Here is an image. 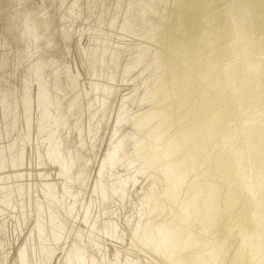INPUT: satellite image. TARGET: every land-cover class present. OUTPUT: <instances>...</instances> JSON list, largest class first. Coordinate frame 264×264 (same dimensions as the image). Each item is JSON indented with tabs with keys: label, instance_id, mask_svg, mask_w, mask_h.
Segmentation results:
<instances>
[{
	"label": "bare ground",
	"instance_id": "6f19581e",
	"mask_svg": "<svg viewBox=\"0 0 264 264\" xmlns=\"http://www.w3.org/2000/svg\"><path fill=\"white\" fill-rule=\"evenodd\" d=\"M19 1L17 7L12 5L13 8L12 6L9 8L10 18L7 16L6 26L3 27L0 36L3 38L2 36L5 35L6 40L14 37L19 39L22 46L18 48L20 52L15 53L14 65L17 69L22 68L23 73H27L29 78L27 83L31 89L35 84L33 72L39 75L36 70L40 69L41 78L37 77V84L40 85L41 80L46 89L39 93L34 91L28 93L29 99L25 101L24 109L30 114H27L25 119L19 117L14 109H9L10 112L2 119L0 111V264H22L25 249L22 245L29 241L32 231L37 226L36 217H22L18 211V200H14L13 196L17 194L21 196L23 192L25 193L23 186H20L24 184H20L21 181L26 180L33 184L40 182L39 166L33 153V137L35 132L38 134L44 129H50L57 148L70 162L68 179L77 185L81 194H85L87 202L90 200L89 204L93 201L92 197L98 187L100 204L98 205L94 200L92 205L93 208L99 206L96 215L101 216L99 220L96 219L97 235L102 234L106 239L100 236V245L96 246L89 264H246L247 261L248 264H264V233L257 226L256 209L252 208L253 199L248 192L250 188L248 189L245 185L247 182L243 181L242 163H240L243 160H240L242 155L234 144L241 142L245 144L243 152L244 149L255 152V143L253 144L250 140L251 131L264 126V32L259 38L252 37V31L249 35L244 34L245 36L238 37L239 45L235 47L236 50L234 46L226 51L224 48L222 54L218 52L220 56H215L216 62L211 60L212 66L207 64V67H203L206 70L201 68L191 74L193 69L190 67L193 65L188 62L189 55L187 60H183L187 63L184 64L182 61L180 67L178 63L176 64L180 61L177 60L180 57L175 58V61L169 58V56H175L172 53L182 52L184 49L187 50H184L185 52H190L191 45L197 46L193 40L187 39L188 43L185 41L189 33L182 27L181 31L178 24L179 20L184 19L179 13L185 14L184 11L178 10L180 7L176 8L180 6V4L177 6L180 0H115L114 2H110L111 0H62L59 6L55 5V0H42L44 6L39 0ZM229 2L228 4L231 5V0ZM184 3L183 5L186 6ZM232 4L235 6L233 2ZM202 5L198 6L200 10ZM213 5V9L222 7ZM194 6L195 4L192 7ZM175 8L179 11L178 13L175 12ZM189 8L190 6L185 11L188 12ZM204 8L203 12L199 9L197 12L202 14L205 12L207 18V10L204 11ZM70 9L78 11L74 19H70ZM213 9V13L217 11ZM20 11L23 12L21 22L28 30L27 38H22L19 17L13 15ZM242 11L243 7L240 12ZM191 13L188 14L190 21L193 17ZM223 14L224 18L228 15ZM57 15L58 20L55 21ZM188 15H185L186 18ZM239 18L241 20L242 16ZM192 20L195 21L194 18ZM206 20L210 21L209 18ZM221 21L223 25L224 20ZM183 22L182 20L180 23L184 24ZM216 22L218 25V21ZM258 22L261 25L263 20ZM65 23H68V28L77 37L79 36L75 39L84 54H89L88 57L93 54L94 61L97 59L98 62L91 66L95 74L89 75V68L83 75L77 66V74L72 76L75 70L73 67L76 65L73 62L74 56L69 51L68 40L56 38V44L64 47V51L60 52L54 39L51 38L53 51L57 52L59 58L66 57L68 66L64 74L70 73L77 80L69 90L64 91L61 85L60 92H57V99L60 102L63 100L66 104L72 105L59 117L62 108H57L52 103L55 101V96L48 89L50 72L49 66L45 67L43 64L40 38L42 32L49 33L53 28L54 32L60 34V29ZM187 23L189 26L190 22L187 21ZM79 24L85 26L77 28ZM193 24L194 22L191 26ZM195 25H193L196 28L195 32L198 29L201 32L202 26L198 28ZM246 26L248 27V23ZM183 29L188 34H185L184 41L183 37L181 41L176 40L180 37L178 36L174 41L175 45H170L173 42L165 43L164 46L167 48H163V42L172 41L179 31L184 33ZM191 30L193 31L192 28ZM196 35L198 34L195 33L194 37ZM4 38L0 40V73L3 74L2 77L7 78V75L12 74L11 69H6V66L10 64L8 57L11 56L12 48L6 41L3 42ZM202 39L212 41V37L201 38L198 41ZM218 42L221 41L218 40ZM168 48L176 50L175 52L173 49V52L168 50L172 56L169 54L165 56ZM185 52L180 54L181 58ZM189 61L191 62V59ZM172 63L174 66L171 65ZM175 65L179 67V74L185 71L182 70L186 66L187 69L190 66L192 72L186 74L187 76L180 75L182 80L177 77L178 79L168 81L167 78L171 72L176 71ZM16 68L13 72L17 70ZM58 68L62 72L61 66L57 67V70ZM70 78L67 76L68 80ZM81 89L87 93L82 95ZM0 91L4 93L3 83H0ZM46 94L52 98L51 105L45 98ZM36 95L41 101H45L41 110L46 119L41 123L37 122L36 118L40 116L35 115ZM116 95L122 97V100L119 98L113 100L112 98ZM247 95L262 103L256 104L254 110L248 113L240 106L242 98ZM5 98L7 103L11 102L6 95ZM123 101V105L126 106L124 117L121 116ZM74 113L77 115L75 116ZM13 116L16 119L11 127L12 123L9 125L7 121ZM113 123V140L106 148L105 131L108 132ZM151 123H154L155 127L149 128L145 137V126L150 127ZM121 126L130 127L129 132L125 133L124 129H119ZM67 138L74 147L78 146L80 151L77 147L74 149L69 147ZM119 139L120 141L116 143ZM155 145H157L156 149ZM73 150L77 152L72 153ZM89 154L93 155L91 159ZM26 159L29 160V166ZM77 159L78 166L74 165ZM99 160V164H96L95 162ZM56 164L49 162L44 164V167L54 173L57 171ZM81 166L89 167L86 173L89 171L90 176L81 174L83 173ZM150 169L166 176L165 186L167 191L170 189L172 192L166 193L161 200L169 205L167 209L161 203L157 205L155 199L148 198L149 191L147 192V188L143 187V176L146 177L145 173ZM95 174L97 176L93 181ZM88 178L90 179L85 185ZM132 183L135 189L132 187L134 192L130 194L127 184L132 185ZM185 185L188 186L185 188ZM162 191L164 194V190ZM178 211L180 215H177ZM178 216H186V219H183L184 226L176 223L175 219ZM61 228L64 230V236L54 235L55 243L59 244L64 239L66 242L70 240V248L60 246V250L62 253L68 250L75 251L87 232L86 227L76 221L75 224H65ZM249 234L253 239H249ZM21 235H26V238H21ZM246 236L254 243L249 259L246 258L247 252L243 244L245 240L242 238ZM16 253H19V256H16ZM229 253L234 254V257L226 258ZM43 254L45 261L43 260L42 264L55 263L51 261L54 255L53 250L43 249ZM31 260L28 264L32 263Z\"/></svg>",
	"mask_w": 264,
	"mask_h": 264
},
{
	"label": "rangeland",
	"instance_id": "374dc122",
	"mask_svg": "<svg viewBox=\"0 0 264 264\" xmlns=\"http://www.w3.org/2000/svg\"><path fill=\"white\" fill-rule=\"evenodd\" d=\"M183 1V2H182ZM194 1H197L198 3H199V0H194ZM194 1H192L191 2V0H188V1H184V0H180V2H182V3H178L177 4V6L180 4V6H178V7H176V8H179L180 7V9H178L180 12L181 11H184L185 12V14L184 15H181V13H179L180 14V17L181 18H184V19H181V20H179L178 22V24H179V26H180V29H181V31H182V28H185L186 30H187V33H189V35L187 34V33H185L186 32V30L185 29H183V31H184V33L183 32H181V31H179V34H176V37H174L173 38V40L171 41V40H167V41H165V42H163L162 43V45H163V48L165 47V48H167L166 46H164L165 45V43L167 44H169L170 42H173V43H170V45H175V43H174V41H176V40H178L179 39V41H181L180 39H181V37H183L182 38V40L184 39V38H186V35H188V37L185 39V41H187V43H188V40L187 39H190L191 41L193 40V42L195 43V44H197V46L199 47H197V46H195V47H193L192 45V47L190 46V48H191V53L190 52H185V51H187V50H183L184 52H185V55H187L186 57H185V55H183L184 54V52L182 51V52H175L176 50L174 49V48H168L167 49V51H166V53H165V56L166 55H168L169 54V51L170 52H173V50H174V52L175 53H172V54H175V56L173 57L172 55H171V53L169 54V55H171L174 59H172V57H170L169 55V58L171 59V60H174L175 61V58L177 59V58H179L180 57V59H177V60H180V61H177L176 62V64L178 63L179 64V67H180V65H182V61L183 60H187V58H188V55H189V59H188V62L190 63V65H193L192 67H190V66H188V69H187V66L182 70V71H184V72H180V74H179V67L178 66H176L175 68H176V71H175V68H174V71L175 72H171V74H170V76H169V78H167L168 79V81H171V80H175V78H177V77H180V75L182 76H187L186 74H190V72H192V71H190V68L191 69H193V72L191 73V74H193L194 72H196L197 70H199V69H201L202 68V70L204 69V70H206V68H203V67H207V64H208V66L209 65H211L212 66V64H213V61L214 62H216V58L217 57H215V56H217V55H221L222 53L221 52H223L224 51V48H225V51L226 50H228L230 47H233V48H237V46L239 45V43H238V40H239V38L238 37H240V36H245V35H249L250 33H251V31L253 32V34H252V37H254L255 36V38H259L260 37V34H263V32H264V10H262V9H264L263 7V5H264V0H254V1H257V2H254V1H252V0H237L236 2H235V0H231V5H229L228 3H230L229 1L230 0H200V3L198 4L197 2L196 3H193ZM222 1H224V2H222ZM240 1V2H239ZM261 1V2H260ZM185 2V3H184ZM194 5L195 4V6L194 7H196V4H198V6L200 5L201 6V4H203L204 5V7H206V8H204L203 7V5H202V10H203V8H204V11H208V9L212 12V9H213V7H212V5L214 6V7H216V6H222L220 9H218L217 7H216V9H217V11L220 13H218L217 11H215L216 9H213L215 12L213 13L212 12V14H211V12L210 11H206V13L208 14V13H210V14H206V16H207V18H209L210 19V21L208 22V20H206L207 18L205 17V12H204V14H202L201 12V14H202V17L200 16L201 14L200 13H198L199 12V10H200V6L198 7H196L197 8V10H196V8L194 9V7H192L193 5L191 4V3ZM201 2H203V3H201ZM212 2H214V3H212ZM232 2L234 3V5L235 6H233V4H232ZM260 2V3H259ZM183 3L184 4H186V6L185 5H183ZM187 3H190V4H187ZM239 3H241V5L239 4ZM254 3H255V6H254ZM182 4V5H181ZM228 4V5H227ZM258 4H259V6H258ZM262 4V5H261ZM207 5V6H206ZM210 5V6H209ZM190 6V8H189V10H190V12H189V10H188V12H186L187 11V9H188V7ZM231 6H233V7H231ZM261 6V7H260ZM181 7H183V9L181 8ZM186 7H187V9H186ZM192 7V8H191ZM236 7V8H235ZM242 7H243V11L242 12H240L241 10H242ZM258 7V8H257ZM175 8V12H179V11H177V9ZM210 8H212V9H210ZM222 8H223V10H222ZM230 8H232V10L230 9ZM244 8H246V10L244 9ZM247 8H248V10H247ZM253 8V9H252ZM182 9V10H181ZM191 9H194V11H191ZM199 9V10H198ZM259 9V10H258ZM186 10V11H185ZM196 10V11H195ZM202 10H200V11H202ZM222 10V13L220 12ZM261 10V11H260ZM198 11V12H197ZM226 12L225 14H223L224 12ZM249 11V12H248ZM192 12V13H191ZM197 13V14H195V13ZM203 12V11H202ZM228 12V13H227ZM190 15V13H191V15H193V17L191 18V21L189 20L190 19V16L188 15V14ZM241 13V15H238V14H240ZM255 13H256V15H255ZM183 14V13H182ZM194 14H195V16H200L201 17V19H200V17H195L194 16ZM222 14L223 15H227V16H225V18H224V16H222ZM230 14V15H229ZM253 14V15H252ZM258 14V15H257ZM185 15H188L187 16V18H186V16ZM203 15H204V17H205V19H204V17H203ZM209 15L213 18H211V17H209ZM217 15V16H216ZM262 15V16H261ZM183 16H185V17H183ZM228 16H230V17H228ZM241 17L242 16V18H241V20H240V18L239 17ZM248 16V17H247ZM250 16H252V17H250ZM218 17V18H217ZM227 17V18H226ZM258 17V19H256ZM185 18H186V20L188 21V22H190V27L193 29V31L195 32L196 30V28H194V26L193 25H195V24H198V25H195V26H198V28L199 27H201V32L199 31V29L197 30V32H195L196 34H198V35H196L195 37H194V35H195V33H193V31L191 30V28H189L188 29V27L189 26H187L189 23H187V21L185 20ZM195 19V21L194 20H192V19ZM198 20H197V19ZM221 18H223V19H221ZM233 18V19H232ZM235 18H237L236 19V21L234 20ZM263 18V19H262ZM206 20V22L204 21V20ZM215 19V20H214ZM217 19V20H216ZM224 20V22H223V25H221V23H222V21L221 20ZM229 19V20H228ZM246 19H248V20H246ZM182 20L184 21L183 23L184 24H186V26H184V24H181L182 23ZM198 22H197V21ZM199 20L201 21L200 23H202V25L199 23ZM214 20V21H213ZM220 20V21H219ZM226 20V21H225ZM231 20V21H230ZM254 20V21H253ZM261 20H263V22H261ZM186 21V22H185ZM216 21H218V25H217V22ZM229 21V22H228ZM258 21H260L261 22V25H260V23L258 22ZM181 22V23H180ZM194 22V24L191 26V23H193ZM195 22H197V23H195ZM213 22V23H212ZM227 22H228V24H227ZM232 24H231V23ZM237 22V23H236ZM240 22V23H239ZM208 23V24H207ZM210 23H212V24H210ZM244 23H245V25H244ZM247 23H248V27L246 26L247 25ZM259 23V24H258ZM252 24V25H251ZM207 25H208V28H209V26H210V28H212L211 30H210V28L208 29L207 28ZM212 25V26H211ZM214 25V26H213ZM217 25V26H216ZM219 25H221L223 28H221V26H219ZM230 28H229V27ZM241 26H242V30H241ZM244 26V27H243ZM255 26V27H254ZM261 26V27H260ZM182 27V28H181ZM225 27V28H224ZM245 27H247V28H245ZM215 28V29H214ZM240 28V29H239ZM255 28H256V30H255ZM262 30H261V29ZM202 29H203V31H202ZM219 29H220V31H219ZM228 31H227V30ZM234 29V30H233ZM252 29V30H251ZM254 29V30H253ZM214 31V33H213V31ZM224 30V31H223ZM205 31V32H204ZM217 33H216V32ZM219 31V32H218ZM223 31V32H222ZM260 31H262V33H260ZM200 32V33H199ZM207 32V33H206ZM229 32V33H228ZM248 32V33H247ZM203 33V34H202ZM216 33V35L214 36V34ZM229 35H228V34ZM230 33H232V34H230ZM182 34L184 35V36H182ZM186 34V35H185ZM190 34H192V35H190ZM206 34V35H205ZM220 36H219V35ZM222 34V35H221ZM225 34V35H224ZM245 34V35H244ZM199 35H201V36H199ZM208 35V36H207ZM231 35V36H230ZM178 36H180L179 38H177ZM191 36H193V37H191ZM198 36H199V38H198ZM203 36V37H202ZM207 36V37H206ZM218 38H217V37ZM211 38L212 37V41H209L210 39H208V41L207 40H205V39H202V40H200V41H198V39H201V38ZM214 37V38H213ZM225 37V38H224ZM232 37V38H231ZM177 38V39H176ZM196 38V39H195ZM216 38V39H215ZM224 39V40H222V39ZM237 39V40H234V39ZM176 39V40H175ZM234 40V42H233V40ZM195 40V41H194ZM213 40H214V43H213ZM218 40H220L221 42H218ZM227 40V41H226ZM232 40V41H231ZM184 41V40H183ZM182 41V42H183ZM202 41H204V42H202ZM229 41V42H228ZM207 42V43H206ZM233 43V44H232ZM203 44V45H202ZM206 44V45H205ZM209 44V45H208ZM224 45V46H222V45ZM169 45V46H170ZM215 45V46H214ZM203 46H205L206 47V49H201V48H205V47H203ZM220 46V47H219ZM209 47H211L212 49L210 50V48ZM219 47V48H218ZM194 48V50H192ZM236 48H235V50H236ZM173 49V50H172ZM209 49V50H208ZM217 49V50H216ZM221 49V50H220ZM223 49V50H222ZM232 49V48H231ZM164 50H166V49H164ZM169 50V51H168ZM172 50V51H171ZM202 50V51H201ZM206 50H208V51H206ZM213 50H214V52H213ZM215 50H216V52H215ZM238 50V49H237ZM206 51V52H205ZM210 51H211V53H210ZM199 52V53H198ZM218 52H220L221 54H219ZM179 53V55H177ZM181 53H183L182 54V57L183 58H181ZM207 53H209V54H207ZM218 53V54H217ZM237 53V52H236ZM195 54V55H194ZM238 54V53H237ZM176 55H177V57H176ZM191 55V56H190ZM194 57H193V56ZM212 55V56H211ZM203 58H202V57ZM208 58H206V57ZM218 56V57H219ZM193 59H192V58ZM214 57V58H213ZM186 58V59H185ZM199 58V59H198ZM211 58V59H210ZM191 59V62L189 61ZM196 59V60H195ZM213 59V61H211ZM201 60V61H200ZM174 61H173V63H174ZM193 61H194V63H193ZM200 61V62H199ZM208 63H207V62ZM180 62V63H179ZM171 64L172 66H174V64ZM183 63H184V61H183ZM187 63V61L184 63V64H186ZM201 63V64H200ZM202 67H201V66ZM199 66H200V68H199ZM190 67V68H189ZM197 67H198V69H197ZM187 71V72H186ZM222 71H223V69H222ZM224 72V71H223ZM176 73V74H175ZM179 74V75H178ZM182 77H180V79H181ZM170 79V80H169ZM178 79V78H177ZM183 79V78H182ZM181 79V80H182ZM166 80V79H165ZM166 82H167V80H166ZM251 97H249V95H247V97H245V98H242V101H241V105L240 106H242V108L244 109V111L245 112H250V111H253L254 110V106L257 104H262L259 100L258 101H255V99L254 98H251ZM264 105V104H263ZM152 125V127L150 126V127H147V126H145L146 128H145V130H146V134H145V137L147 136V131H148V129L149 128H151V129H153L155 126V124L154 123H151ZM150 129V130H151ZM43 130V129H42ZM251 139V142L254 144V148H256V151L255 152H251L249 149H244V152L242 151V149L244 148V146H245V144H242L241 142H238V143H234L236 146H237V150H238V152H239V154H241L242 155V158H240V160H242L240 163H242L241 165V171H243L242 172V175H243V181H244V183H246L245 185H246V187L249 189V193L251 194V197H252V199H253V202H252V208H253V210L254 209H256V211H255V213H256V216H257V222H258V227H259V230L260 231H262V233H264V166H262V165H264V150H263V148H264V126H261V127H257L255 130L253 129L252 131H251V137H250ZM253 138V139H252ZM255 141V142H254ZM33 142H34V156H35V159L37 160L36 162H37V165L39 166V172H40V175H41V178H40V182L38 183V184H33V183H31V182H29V181H26V180H24V181H21V183L20 184H22V183H24L23 185H20V186H23V189L25 190V193L23 192V194L21 195V196H19L18 194L17 195H14L13 196V198H14V200L15 199H17L18 200V203H17V205H18V207H19V212L22 214V217H26V218H30V217H36V219H37V228L35 227L34 228V230L36 229V235H35V232L34 231H32V234H31V238L30 239H28L29 241H27V242H25L23 245H22V247H24L25 249H24V252H23V258H22V262H23V259H24V261L25 262H27V264H28V261H30L31 259V261H32V263H30V264H42V262H43V260L45 261V259H44V254H43V249L44 250H49V251H52L53 250V252H54V255H53V258H52V260L51 261H56V263H53V264H71L72 263V261H73V263L72 264H79L78 262H76L75 260H80L81 262H83L84 263V260H83V258L81 257V256H83L84 258H85V263L84 264H89V261L91 260V258H92V255L94 254V251H95V248H96V246H98V245H100V241H101V238H100V235L98 236L97 235V231H96V228H93V226H92V217L90 218L89 216H87L86 214H87V208L89 207H91V206H89L88 205V202H87V200H86V198H85V194H81L82 192L78 189V187H77V185L74 183V182H71L69 179H68V176H69V169L71 168V164H70V162H68V160H67V158H66V156L59 150V148H57L58 146H57V144H56V142H54V139L52 138V135H51V133H50V129L49 130H46V129H44V131H41L40 130V132H38V134L35 132V134H34V137H33ZM257 142V143H256ZM258 142H260V143H258ZM54 144V145H53ZM155 143L153 142V145H154ZM242 145V146H241ZM262 145V146H261ZM157 148V145H155V149ZM50 150V151H49ZM146 151H147V149H146ZM246 151V152H245ZM43 152V153H42ZM241 152V153H240ZM59 153V154H58ZM253 153V154H252ZM58 154V155H57ZM64 155V156H63ZM43 156H45V157H43ZM54 156V157H53ZM41 157V158H40ZM52 157V158H51ZM248 157H249V159H248ZM45 158V159H44ZM51 158V159H50ZM52 159H54V160H52ZM247 159H248V161H247ZM47 160V161H46ZM59 160V161H58ZM41 161V162H40ZM53 162V163H57L56 165H57V171H55L54 173L53 172H51V171H48L47 169H45V165L44 164H48L49 162ZM247 161V162H246ZM44 163V164H43ZM70 164V165H69ZM246 165V166H245ZM248 165V166H247ZM251 166H253V167H251ZM61 167V168H60ZM66 168V169H65ZM248 169V171H245V170H247ZM152 170V171H151ZM149 172V173H148ZM246 172V173H245ZM251 172H253L252 174H251ZM152 173V174H151ZM57 174H59V175H57ZM148 174V175H147ZM162 173L160 172H158V171H156V170H154V169H150L149 171H146V173H145V175H146V177H144L143 176V180H144V184H143V187H146L147 189H146V191L148 192V194H147V196H148V198H151V199H155V202L157 203V205H161V204H163V206H165L166 207V209L167 208H169V205L168 204H166V202L164 201V200H161L162 198H163V196L166 194V193H171L172 191L170 190V189H168V191H167V188H166V184H167V179H166V176H162L161 175ZM245 174V175H244ZM64 176V177H63ZM150 176H152V177H150ZM162 177H164L163 179H162ZM245 177V178H244ZM257 177H259V178H257ZM54 179V180H53ZM49 180V181H48ZM156 180V181H155ZM257 180V181H256ZM60 183H59V182ZM252 181V182H251ZM53 182H55V183H53ZM159 182V183H158ZM46 183V184H45ZM155 183V184H154ZM189 183H190V181H189ZM189 183H188V185H189ZM152 184H153V186H152ZM162 184V185H161ZM63 185H64V187H63ZM157 185V186H156ZM188 185H185V188L188 186ZM253 185V186H252ZM40 186V187H39ZM67 186V187H66ZM161 186V187H160ZM163 186H164V188H163ZM50 189V190H49ZM65 190V191H63V190ZM32 190H33V192H32ZM47 192H46V191ZM56 190H57V192H56ZM162 190H164V194L162 193L163 191ZM44 192V193H43ZM63 193V194H61V193ZM73 192V193H72ZM155 192V193H154ZM48 193V194H47ZM58 193V194H57ZM154 193V195H152ZM261 193V194H260ZM259 194V195H258ZM63 195V196H62ZM65 195L67 196V197H65ZM74 195V196H73ZM263 195V196H262ZM34 196H35V198H34ZM61 196V197H60ZM151 196V197H150ZM41 197V198H40ZM257 197V198H256ZM28 198V199H27ZM30 198H32V199H30ZM48 198V199H47ZM56 198V199H55ZM25 199V200H24ZM259 199V200H258ZM23 200V201H22ZM53 200V201H52ZM80 200H81V202H80ZM42 201V202H41ZM66 201V202H65ZM158 201V202H157ZM166 201L168 202V200L166 199ZM257 201V202H256ZM260 201V202H259ZM61 202V203H60ZM65 202V203H64ZM256 204H255V203ZM33 203V204H32ZM161 203V204H160ZM165 203V204H164ZM46 205V206H45ZM59 205V206H58ZM167 205V206H166ZM22 206V207H21ZM32 206H33V208H32ZM52 206V207H51ZM61 206V207H60ZM75 206V207H74ZM78 206V207H77ZM259 206V207H258ZM34 207H36V208H34ZM75 208V209H74ZM21 209V210H20ZM45 209V210H44ZM35 210V211H34ZM38 210V211H37ZM65 210L67 211V212H65ZM70 210V211H69ZM169 210V209H168ZM172 210V209H171ZM33 211V212H32ZM57 211V212H56ZM53 212V213H52ZM56 212V213H55ZM59 212V213H58ZM62 212V213H61ZM69 212V213H68ZM66 213H68V214H66ZM50 214V215H49ZM92 214V213H91ZM29 215V216H28ZM39 215V216H38ZM54 215V216H53ZM67 215V216H66ZM71 215V216H70ZM177 215H180V212L178 211L177 212ZM79 216V217H78ZM73 217V218H72ZM186 216H178L176 219H175V221H176V223H178V224H182L183 226H184V220L183 219H186L185 218ZM62 218H63V220H62ZM68 219V220H67ZM72 219V220H71ZM173 219H174V216H173ZM67 220V221H66ZM71 220V221H70ZM76 221H78V222H80V223H82L85 227H86V234L81 238V241H80V243H79V245L77 246V248L75 249V251H71V252H69V250L68 251H65L64 253H62V251L60 250V246L57 244V242L55 243V240H54V235H56V236H64V230H61V229H63V228H61V227H64L65 226V224L67 225V224H75V222ZM72 222V223H71ZM183 222V223H182ZM95 223H96V214H95ZM97 225V224H96ZM90 227V228H89ZM38 228H39V230H40V233H39V231H38ZM48 231V232H47ZM94 232V233H93ZM182 232V231H181ZM66 233V232H65ZM94 236V237H93ZM35 237V238H34ZM92 237V238H91ZM263 237H264V235H263ZM45 238H46V240H45ZM242 238H244V240L245 241H243V244H244V247H245V249H246V252H247V254H246V258H250L251 257V253L253 252V249H254V243H253V241L252 240H248V237L246 236V237H242ZM252 238V236L249 234V239H251ZM43 239H44V241H43ZM97 239V240H96ZM247 239V240H246ZM253 239V238H252ZM248 241H250V242H248ZM95 244V245H94ZM38 248H39V250H38ZM262 248V247H261ZM264 248V247H263ZM262 248V249H263ZM57 249L59 250V251H57ZM32 251V252H31ZM41 251V252H40ZM37 252H39L40 253V255H39V257H37V254L36 255H34V253H37ZM259 251H257V253H258ZM27 253V254H26ZM45 253V252H44ZM56 256V257H55ZM59 256H61V257H59ZM232 257H234V254H231V253H229L228 255H226V258H228V259H230V258H232ZM58 258V259H57ZM60 258V259H59ZM90 259V260H89ZM230 261V260H229ZM47 262H49V261H47ZM59 262V263H58ZM76 262V263H75ZM225 262H227V261H225ZM246 264H248V261H247V263Z\"/></svg>",
	"mask_w": 264,
	"mask_h": 264
},
{
	"label": "water",
	"instance_id": "95a60500",
	"mask_svg": "<svg viewBox=\"0 0 264 264\" xmlns=\"http://www.w3.org/2000/svg\"><path fill=\"white\" fill-rule=\"evenodd\" d=\"M42 4V6H44V1L42 0H39ZM115 0H111L110 2H114ZM62 2V0H55V5L56 6H59L60 3ZM20 1L19 0H0V28H1V31L0 33H2V29L5 25V22H6V18L8 19V17L10 18V12H9V8H11L12 5H15V7H17L19 5ZM13 8V6H12ZM54 10H55V7H53ZM36 10V9H35ZM37 11V10H36ZM55 12V11H54ZM78 13V11L76 10H73L71 11V9L69 10V16H70V19H74V17L76 16V14ZM15 17H19V22H20V26H21V29H20V33H21V36L22 38H27L28 37V30L24 28L23 26V23L21 22V19L23 18V12L20 11V12H17L16 14H13ZM8 16V17H7ZM55 21L58 20V15L55 17L54 19ZM7 24V23H6ZM85 25H81L79 24L77 26V28H80V27H83ZM63 31H67V32H63ZM19 33V31H17ZM39 34L41 35V31H39ZM15 35V34H14ZM3 38L5 37L2 36ZM67 37V38H65ZM1 38L0 36V40L3 39ZM51 38L54 39V43L56 44V38L59 40V38H62V40H68L67 41V44L70 45V52L73 54L74 58H73V62L75 63L76 67H73L75 68L74 72L72 73V76H74V74H77V71H76V68L77 66L79 67L81 73H83V75H85V70H89L90 68V71H89V75H93L95 74L94 71H93V68L91 67L93 64L97 63L98 60L96 59L94 61V58H93V54H91L92 56L91 57H88L89 54H84L83 50H81V48L79 47V43L76 41L75 38H79V36L77 37L69 28H68V23H65V25L60 29V34L58 32H54V28L49 31V33H44L42 32V36L40 38V51H42L41 53H43L42 55V58H43V64L45 65V67H48L49 66V72H50V86H49V91L52 95L55 96V101L52 102L54 104L55 107L57 108H62V112H60V114L58 115L59 117L62 116L63 114V111L64 110H67L69 109L72 105L71 104H66L63 100L62 102L59 101V99H57V92L59 91V88L61 87L62 85V88L64 91H67L69 90V88L77 81L74 77H72L70 75V73L67 75V74H64L66 71H67V61L65 60L66 57L64 56L63 58H59L58 55H57V52L53 51L52 47H53V43L51 42ZM19 39L18 38H8L7 40L4 38L3 42L6 41L9 46H11V50H10V55L8 57V60L10 61V64L8 66H6V69H11L12 70V74H9L7 75V78H4L2 77L3 74L0 73V83H3V91L4 93L2 94L1 91H0V111H1V116H2V119L3 117L8 114V112H10L9 109H14L16 110L17 112V115L19 114V117H22L23 119H25L26 115L27 114H30V112L28 110H25V106H26V103L25 101H27L29 98H28V93H30V91H34L35 93H39V92H42V90H44V88L46 89L44 83L40 80V85H38V76L40 77V69H37L36 72L39 74H35V72H33V79H34V87L31 89V87L28 86V83H27V80L29 78H27V73H23V69L20 68V69H17L16 68V65H14V60H15V53L17 52H20V50L18 48H21V44L19 43L18 41ZM57 45V44H56ZM58 46V45H57ZM67 47V45H66ZM59 48V51L62 52L64 51V47H60L58 46ZM12 50H14V52H12ZM78 65H77V64ZM61 66V70L62 72L60 71V69L58 68L57 70V67ZM14 68H16L17 72H13ZM5 69V70H6ZM52 70V71H50ZM53 72V74H55V76H53V74L51 73ZM72 72V71H71ZM15 73V74H14ZM14 74V75H13ZM47 77L49 75H46ZM67 76L71 77L70 80L67 79ZM27 78V79H26ZM41 78V77H40ZM39 78V79H40ZM7 80L9 82H7ZM32 86V85H31ZM61 88V89H62ZM82 91V95H84L85 93H87V91ZM60 92V91H59ZM9 98V100H11V102L7 103L6 101V98H5V95ZM47 95V96H46ZM45 95V98L48 102L49 105H51V100L52 98L49 97L48 94ZM116 98H119V100H122V97L116 95L115 97H113L112 99L115 100ZM36 110H35V115L36 116H40V118L36 117L37 118V122L41 123L42 120L46 119L44 116H43V111L41 110V107L43 106L42 104L45 102V101H41V99H39L36 95ZM126 100V99H125ZM59 101V103H58ZM41 104H40V103ZM62 103V104H61ZM124 101L121 105V116L124 117ZM16 107L18 109H16ZM23 112V113H21ZM75 116L77 115V113H74ZM19 117L17 118V122H18V119ZM16 118H14V116L11 118V120L7 121L9 123V125L11 124V127L13 125V121L15 120ZM5 120V119H4ZM20 122V120H19ZM109 128V126H108ZM113 128H114V123L112 124L111 126V129H109V131H105V144H106V148L109 146L108 143H111V141L113 140V136H114V132H113ZM129 128L130 127H126V126H121L119 129H124L125 133L129 132ZM71 133V132H70ZM118 133V132H117ZM137 135H139V133H137ZM68 136V135H67ZM118 137V135H117ZM119 140L116 141L119 142ZM67 144L69 147L71 148H76L77 147V150L80 151L79 147L76 146L74 147L71 143H70V140L69 138H67ZM134 142V140L132 139V143ZM74 144V143H73ZM83 151L86 152L85 149H83ZM77 151L73 150L72 153H75ZM90 155V154H89ZM93 156V155H92ZM92 156L90 155V159L92 158ZM102 156V155H101ZM101 159V158H100ZM103 159V158H102ZM24 160V159H23ZM27 161V166H29V160L26 159ZM79 160L77 159V161L74 163V165L78 166L79 163H77ZM100 160L98 162H95L96 164H99ZM88 167V166H87ZM86 166H81V169L83 171V173H81L82 175L84 176H90V172L87 171V168ZM99 170V169H98ZM9 171V170H7ZM98 175V173H97ZM96 174L94 175V180L95 181V177L97 176ZM90 178H88L86 181H85V185H87V181H89ZM136 182V181H135ZM137 183V182H136ZM128 185V190H129V193L132 194L134 192L133 189H135L134 187V183H132V185ZM93 186H94V182H93ZM133 187V189H132ZM90 190V189H88ZM89 193V192H88ZM87 193V194H88ZM92 197V196H91ZM97 197H99V199H97ZM90 199V196L88 198V200ZM93 201H91V203L89 204V201H88V204L89 206H91L90 208H87V216H89L90 218L92 217V226L93 228H96V223H97V220H99V218H101V216L99 215H96V223H95V214L97 213L98 211V208H99V204H100V196H99V193H98V187L97 189L95 190L94 192V195L92 197ZM94 200L96 201V203L98 204L97 206H94L93 208V202ZM92 213V214H91ZM31 226V224L29 225ZM27 226V227H29ZM37 228V227H36ZM27 231V229H26ZM38 231L40 233V230L38 228ZM35 232V235H36V231L34 230ZM101 237L105 238L106 237L102 234H99ZM21 238L25 239L26 238V235H21ZM20 242H23V241H20ZM59 246H61V248H64V247H67V248H70L71 244H70V240L68 242L64 240H62L61 242H59L58 244ZM39 250V248H38ZM27 254V253H26ZM34 255H36V253H34ZM40 253L37 252V257H39ZM16 256H19V253H16ZM84 260V263H85V258L83 256H81ZM23 258V257H22ZM76 262H78L79 264H84L83 262H81L80 260H75ZM19 262V261H18ZM56 263V261H53ZM22 264H27V262L24 261L23 259V262Z\"/></svg>",
	"mask_w": 264,
	"mask_h": 264
}]
</instances>
